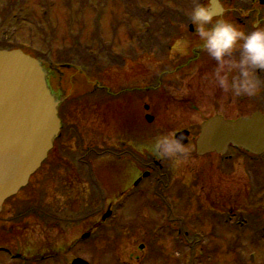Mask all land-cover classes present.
<instances>
[{
  "label": "rangeland",
  "instance_id": "obj_1",
  "mask_svg": "<svg viewBox=\"0 0 264 264\" xmlns=\"http://www.w3.org/2000/svg\"><path fill=\"white\" fill-rule=\"evenodd\" d=\"M40 1L45 5L41 11L50 10L53 17L46 22L43 29L38 30L32 23V15L28 14L29 19H24V43L28 44L31 41L29 37L36 35L44 40L49 39L46 43L57 45L58 50H68L71 46L69 39L72 36H78L81 32L78 26L81 17L77 12V8L80 7L79 1L86 2L88 0ZM167 1L89 0L90 7L85 10L89 17L86 19L88 30H95L97 27L100 30L99 40H95L94 44L90 43V45L101 44L109 52L108 55L105 52L100 60L102 64L105 63L106 67L103 71L106 73L104 74L105 78L103 77L100 81L104 82L107 89L117 94H121L123 89H136L141 86L150 62L163 63L167 61V58L157 48L153 49L152 53L143 51L142 48L140 50L138 42L140 36L145 35L142 34L146 29L144 15L158 14L164 9ZM176 3L178 7L173 5L176 12L181 11V5H183L185 12L190 14L194 4L201 3V1L176 0ZM37 5L34 4V8ZM90 9H93L92 14L89 12ZM153 15L151 18L149 17L150 21H152ZM134 30L139 37L135 35L131 37L132 34H135ZM27 31H29L28 35ZM61 32H64V35ZM81 35L90 38L86 32ZM37 42H34L33 39L35 46ZM116 58L121 60L119 66L115 63ZM123 59L127 61L125 66L122 63ZM136 62H143L145 67L138 70L136 67L135 69L136 64L134 63ZM89 70L93 72L92 69ZM99 72L101 70L93 73L95 78H100ZM69 76L73 77V74H69ZM73 79H75L73 89L75 92L70 98V105L64 111V118L69 130L64 135L65 138L57 144L60 153L56 147L57 153L54 154V158L57 157L61 161L53 159L50 162L55 161L54 164L48 162L32 178L28 188L10 202L13 206L24 203V207L20 208L24 217L21 224L18 225L19 229L15 228L0 238V247L8 249L10 252V257L0 253V264H71L72 260L77 257L83 258L90 264H154L152 255L156 256L155 264H264V158H256L243 151L232 150L227 155L228 159L214 168V173L211 176L214 180L211 181L209 180L210 174L200 173L202 162L198 161L195 155V144L200 134V126L207 117L213 115L215 111L213 106L216 102L221 107V111H224L227 117L232 119L250 115L261 104L260 109L264 111V102L251 101L248 100V97L242 96L238 97L236 111H225L227 92L217 84L212 85L213 81L205 82L210 85H206L205 88V84H200L189 92L199 105L198 113L187 112L183 118H178L175 112H170L169 116L171 115L173 118L169 117L168 120L163 118L161 113L151 114L155 115V123L150 127L145 122L144 107L137 98L130 102L128 108L127 106L123 107L125 103L121 97L107 101V98L98 96L90 101L87 96L93 86L90 88L86 85L85 89L87 90L83 91V88L80 87L83 86L84 76L76 75ZM189 93L187 95L192 98ZM176 105L181 108L178 104ZM154 126H157V134L154 132ZM173 126L187 128L193 126L197 129L193 133L191 143L184 148L180 147L179 154L172 157L160 155L158 160L164 158L168 170L170 166L176 167L178 176L184 182L186 178L195 177L194 175L198 173L199 169L198 185H196V180L191 184L196 186L199 193L193 194L192 199L194 198V202L198 199L201 207L207 209L217 208V211H221L222 207L227 211L232 209L233 220L225 224L232 228L223 226V218L212 221L208 217L210 216L209 212L204 209L199 212L202 208L193 203V207L183 205L180 213L173 215L171 211L168 214L167 222L174 224L172 236L165 237L164 240L162 237L161 240L158 239L159 241L150 243L151 235L148 233L157 226L158 229L156 228L155 233L160 232L159 228L165 226L164 217L167 216V212L159 205L149 206L145 204V201L140 202L139 195L130 194L131 197L126 206L121 209V213L116 206L113 207V216L99 233H95L94 240L74 246L73 244L87 233L88 228L85 221L91 213L85 206L89 203L88 194L92 192V189L94 190L98 184L103 195L111 198L109 201H112L115 196L117 198L115 197L113 201H118L121 191L128 188V183L121 181V175L132 177L131 171L135 165L133 166L128 160H117L112 155V150L118 147V138L127 143L131 141L141 143V148L146 147V150L150 151L154 150L156 140L158 141L164 136L174 139L175 134L170 132ZM139 134L147 137L152 135L150 138L156 137V140H144L145 136L140 138ZM128 147L122 146L121 143V151ZM89 150H92L95 157L104 156L99 160L92 159V163H90L94 180L92 184L89 183L90 178L87 176V171H84V175L81 167L77 165ZM143 154L149 155L146 152ZM214 158H220L217 156L209 158L215 166L218 162ZM165 162L163 163L165 164ZM222 166L227 167V170L224 171ZM201 179L205 180L204 189L206 191L210 190L209 186L206 187L208 183L218 181L221 194L217 195L215 192L210 196L209 192L200 193L203 189L200 183ZM65 187L69 189L68 195ZM260 188L263 193L257 190ZM211 202L217 204L212 205ZM115 204L119 203L115 202ZM42 207L46 208L48 215L59 218V221L56 220L58 227H54L56 230L51 228L54 226L53 221L51 225H44L39 217L34 215ZM18 211L16 210V214ZM4 212L5 217L14 214L9 207ZM105 212L106 208L103 213ZM203 213L206 214L205 218ZM226 214L225 211L224 215L226 216ZM252 214L259 215L261 219V226L255 231L252 224L247 222L249 215ZM177 215H180L181 218H178ZM195 216L200 217L199 223L192 221ZM241 216L245 219V227H238L235 230L236 221ZM194 219L198 220V217ZM119 227L122 232L121 239L118 233ZM179 229L182 231H180V235H177ZM247 229L252 231H245ZM185 234L190 237L189 241H185ZM70 245H73V250H68ZM142 245L145 247L144 251L140 250ZM51 249L60 254L55 261L45 259L44 253Z\"/></svg>",
  "mask_w": 264,
  "mask_h": 264
},
{
  "label": "flooded vegetation",
  "instance_id": "obj_2",
  "mask_svg": "<svg viewBox=\"0 0 264 264\" xmlns=\"http://www.w3.org/2000/svg\"><path fill=\"white\" fill-rule=\"evenodd\" d=\"M200 1L202 5L206 6L212 0ZM217 1L224 9V13L216 16L215 19L228 20L235 24L241 31L246 33L256 30V28L258 27L264 28V0ZM34 4H38L36 8H34ZM43 6L45 5L44 3H41L40 0H0V50H21L23 52L29 53L30 55L36 56L39 60H42L47 64H53L55 66L70 64L67 62L62 63V60L56 62V57H54L55 59L52 58L54 52L47 53L45 50L38 51L37 49H39L42 41L38 39V43L35 46V43H33V39L38 38L36 35L29 37L31 41L28 40V44L24 43V19H29V17L27 16L28 14L32 15V23L38 30H41L46 26V10L44 9L41 11ZM38 8H40V10H38ZM243 12H247L248 14L242 15ZM163 17L169 20L168 26L170 27V30H168V34L171 37H175L174 40L173 38H171L172 41L170 43V46L166 49L165 58H167V61L163 63H158L156 61L150 62L149 66L147 67L148 71L146 72V76L142 81L141 86L136 89H123L121 91V100L124 103L126 102L123 107L127 106L128 108L130 102L137 98L140 101L138 102L143 105L144 110L146 112L145 119L147 120V117L154 118L153 123L149 124L150 127H152V125H154L155 123V115L152 116L151 114L161 113L163 115L162 117H165L167 118L166 120H168L169 117H172L171 115L169 116L170 112H175L178 118H183V116L187 112L198 113L200 111L199 105L197 104L196 99L189 92H191L193 88H195V86L205 84V82L207 83L213 81L212 85L217 84L214 79V72L217 67L216 61L210 58L207 53L202 50V41L198 36L197 26L191 23L189 19V14H187L185 11H183L182 13H174L172 10L171 13L163 15ZM11 30L15 31L14 35L10 34ZM28 32L29 31H27V35ZM62 35H64V32ZM150 53H152V51ZM59 57H62V55H60ZM142 63H134L136 64L135 69L136 67L137 70L143 69L145 66L144 63ZM125 65L126 63L124 62V66ZM104 74L105 73H101V79H103ZM109 76L110 75L108 74V77ZM50 78L51 80L49 79V82L51 85H53L54 81L57 83V85L59 84V79L56 76L53 77L52 74ZM257 78L261 83V88L256 96L248 97V100L264 102V72H258ZM94 82L97 86H99V84L104 83L100 81L99 78H94ZM206 85L209 86L210 84H205V88L207 87ZM97 86L94 87L96 88ZM100 91L102 92L101 96H105L108 92V89L100 88ZM188 93L192 96V98L187 95ZM226 100L227 103L224 106V110L228 112L236 111L237 102L239 101L238 97H233L230 92H227ZM176 104L181 106V108L178 107ZM261 106L262 104L259 105V108L256 107V110H261ZM213 107L215 110L213 115H210L206 119L215 116H221L225 119H231L227 117L224 111H221V107H219L217 102L214 104ZM156 127L157 126H154L153 129L154 132L157 134L158 130H156ZM185 128L187 127L173 126V129L170 132L179 133L181 131L188 130L193 135V133L197 129L193 126H189V128L187 129ZM133 154L134 153H131L130 158H128V161H130L133 166L135 165V168H132L131 171L132 177L129 178V176L127 177L123 174L121 175V181H123L124 183H128V188L125 191H121L120 198L122 201H125V203L122 206L120 203L119 211L121 213V209L126 206L127 202L129 201V198L131 197L130 194L139 195L140 202L145 201V204L149 206L159 205L161 206V208H164L166 210L167 216L164 217V222L166 223L164 227L159 228L160 232L155 233V230L158 226L154 227L150 233L146 232L151 235L150 243H152L153 241H157L158 239L161 240L162 237L164 240L165 237L173 235L174 224L172 222H167L168 214L171 211V214L173 213V215L180 213V209L183 207V205L186 207L187 205L194 206V204H198L200 208H202L201 210H199V212L203 211V209L209 212L210 216L208 217L211 218L212 221L220 220L221 218H223L225 222L227 221V219L231 220L233 218L234 215H231L232 209H229L227 211L224 210L225 208L222 207V210L224 212L226 211L227 213L225 216L222 210L217 211V208L207 209L203 206L201 207V203L198 199L196 200V202H194V198L192 199V197L194 196L193 194L196 195L197 193H199L195 188L196 186L191 185L192 182H194L195 180L196 185H198V174L202 173L205 175L207 172V174H210L209 177H211L214 173V168L216 166L218 167L221 162L224 163V161H226L225 158H214L218 162V164L214 166V164H212L209 160L210 157H197L198 161L202 162V169L200 173L198 169V173L194 175L195 177H190V179H188L185 176L186 180L184 182L181 181V177L178 176L176 172V167L170 166L168 170L165 166V159L163 158L161 160H158V158H160V155H158L157 157L153 155L150 157H146L142 163L140 162L141 164L139 165L135 161V157H133ZM122 159L126 160L127 158ZM163 162H165V164ZM223 168L224 166H222V169ZM229 168L231 167L229 166ZM226 170L227 167L224 168V171ZM133 175L135 176L134 178ZM209 180L212 181L214 180V178L211 177L209 178ZM200 183L203 188L200 193L206 194V192H209L211 196L212 193L214 194L216 192L217 195H220L222 192L220 190V185L218 181H213L206 185V187H210L209 191H206L204 189V179H201ZM226 191L229 190L226 189ZM97 193L98 195L96 196H93V194L89 195L90 200L88 208L91 214L87 217L86 220V225L88 228L87 231L90 232L92 235L95 232L102 230L104 225L107 223V221L104 222L102 220L103 215L105 214L103 213L104 209L106 208V210H109L111 207L113 208L115 202H117L115 200L109 201L108 197L104 198L103 192L101 190H98ZM211 203L212 205L217 204L213 202ZM23 204L18 205L19 207L13 205L11 207V204L5 206L3 212L0 214V238L4 237L9 232L15 230V228L19 229L18 225L21 224V220L24 217L23 211H21L22 207H24ZM7 207L12 209V211L14 212V214L10 215L9 217L4 216V211ZM16 210H19L17 214ZM203 214L205 218L206 214ZM34 215L36 217H39V219L44 225H51L53 221L54 226L51 227L53 230L55 229L54 227H58L56 220L59 221V218L48 215L46 208L42 207ZM177 216L178 218H181L179 217L180 215ZM195 217H198V220L194 219ZM195 217L192 219V221L200 222V217ZM224 226L229 225L224 224ZM118 230L119 238L121 239V227H119ZM186 236L188 237L187 234ZM92 239L93 237L91 238V240ZM44 254L46 258L48 257L47 259H51L50 261L55 260L52 259L53 256H60V254L58 252H55L54 249L47 250ZM152 258L155 264L156 256L152 255Z\"/></svg>",
  "mask_w": 264,
  "mask_h": 264
},
{
  "label": "water",
  "instance_id": "obj_3",
  "mask_svg": "<svg viewBox=\"0 0 264 264\" xmlns=\"http://www.w3.org/2000/svg\"><path fill=\"white\" fill-rule=\"evenodd\" d=\"M210 3L215 17L224 13L217 0ZM49 75L41 62L20 51H0V212L8 199L28 186L59 137L61 100L48 83ZM175 140L185 146L189 133H178ZM230 147L264 154V115L257 112L235 122L215 117L202 125L199 156L225 155ZM72 264L88 263L76 259Z\"/></svg>",
  "mask_w": 264,
  "mask_h": 264
},
{
  "label": "clouds",
  "instance_id": "obj_4",
  "mask_svg": "<svg viewBox=\"0 0 264 264\" xmlns=\"http://www.w3.org/2000/svg\"><path fill=\"white\" fill-rule=\"evenodd\" d=\"M189 19L197 26L202 50L216 61L214 79L218 86L233 97L256 96L261 88L257 73L264 72V28L246 33L228 20H217L211 3H195ZM155 150L172 157L180 153V144L164 136L156 142Z\"/></svg>",
  "mask_w": 264,
  "mask_h": 264
},
{
  "label": "trees",
  "instance_id": "obj_5",
  "mask_svg": "<svg viewBox=\"0 0 264 264\" xmlns=\"http://www.w3.org/2000/svg\"><path fill=\"white\" fill-rule=\"evenodd\" d=\"M168 1H170V0H168ZM165 8H166V6H165ZM163 15H167V14L165 13ZM146 18H148V16H146ZM168 24H169L168 19L159 17L158 19H156V22L153 25V31L155 32V34H158L159 35V33L162 32L163 30H170V27L168 26ZM154 36H155L154 34H148V36H146L145 39L143 37L139 38L140 39V47L141 48L142 47H150L152 45L153 46H161V43L160 42H157L156 41V38ZM61 141L62 140H59L58 143H60ZM55 153H57V152L54 149L53 152L50 154V158L52 160L53 159H57V157L54 158V154ZM89 155H90V153L87 152V154L84 155V159H80V162L82 163V165H83L84 168H86V166H87L86 163L88 162V158H90ZM52 160H50V161H52ZM83 160H85V161H83ZM50 161H48V162L50 163ZM48 162H46V164H48ZM51 163L54 164V162H51ZM87 171H88V175H89L90 174L89 168L87 169Z\"/></svg>",
  "mask_w": 264,
  "mask_h": 264
}]
</instances>
